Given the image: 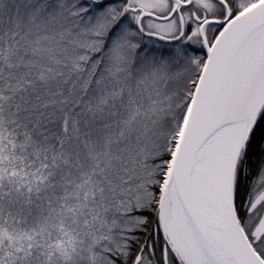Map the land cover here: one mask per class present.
Segmentation results:
<instances>
[{
  "label": "snow or ice",
  "instance_id": "obj_1",
  "mask_svg": "<svg viewBox=\"0 0 264 264\" xmlns=\"http://www.w3.org/2000/svg\"><path fill=\"white\" fill-rule=\"evenodd\" d=\"M0 264H264V0H0Z\"/></svg>",
  "mask_w": 264,
  "mask_h": 264
}]
</instances>
